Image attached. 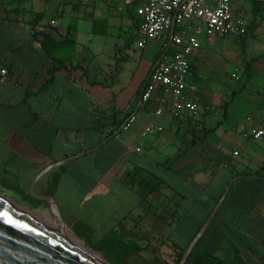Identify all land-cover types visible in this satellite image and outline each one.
Listing matches in <instances>:
<instances>
[{
  "label": "crops",
  "instance_id": "obj_1",
  "mask_svg": "<svg viewBox=\"0 0 264 264\" xmlns=\"http://www.w3.org/2000/svg\"><path fill=\"white\" fill-rule=\"evenodd\" d=\"M247 1L252 4L232 0V13L236 19L248 16L249 26L255 15L253 5L250 14L244 11ZM140 4L141 0H0V182L20 187L12 178H24L30 188L44 169L88 152L60 172L54 199L65 223L70 228L83 223L92 241L118 231L126 241L146 248L141 255L151 257L146 264H171L175 252L167 244L176 231L173 224L179 228L185 220L193 222L187 245L172 243L188 248L234 181L199 251L225 258L234 249L241 257L239 264H264V142L242 137L264 124L260 15L247 38L229 36V41L240 40L243 58L238 60L223 59L225 43L218 38L201 37L188 81V95L200 107L193 122L174 120L169 113L156 116L161 92L139 107L148 76L164 56L161 40L138 48L140 21L135 10ZM45 34L52 37L46 45ZM69 40L73 43L58 45ZM54 60L65 67L44 87ZM237 64L242 70L238 81L241 73L245 88L244 82L239 91L220 95L214 84L223 73L227 80ZM77 65L88 70V77L72 68ZM208 80L212 86L204 85ZM132 116L135 122L119 134L121 124ZM151 123L164 131L142 137ZM210 129L214 131L205 135ZM58 169L38 182L40 194L46 193L49 175ZM131 170L162 179L160 191L172 195L170 206L175 204L181 215L155 214L150 228L143 229L156 193L142 201L136 189L122 182Z\"/></svg>",
  "mask_w": 264,
  "mask_h": 264
},
{
  "label": "built area",
  "instance_id": "obj_2",
  "mask_svg": "<svg viewBox=\"0 0 264 264\" xmlns=\"http://www.w3.org/2000/svg\"><path fill=\"white\" fill-rule=\"evenodd\" d=\"M88 1L95 3L97 0ZM135 15L140 21L138 48L144 49L150 42L161 40L164 55L148 76L139 107L147 106L161 92L156 116L163 117L169 113L174 120L191 119L196 122L200 107L188 95V81L192 77V57L202 46L201 37H245L248 24L243 19L234 18L232 0H141ZM6 74V70L1 71L2 76ZM233 78L237 79L238 75L233 74ZM134 122L135 116L129 117L123 131ZM163 131L162 126L151 123L144 129L142 137ZM242 137L264 142V124L245 131ZM238 155L239 152H234V156Z\"/></svg>",
  "mask_w": 264,
  "mask_h": 264
},
{
  "label": "water",
  "instance_id": "obj_3",
  "mask_svg": "<svg viewBox=\"0 0 264 264\" xmlns=\"http://www.w3.org/2000/svg\"><path fill=\"white\" fill-rule=\"evenodd\" d=\"M85 154L88 152L53 164L40 172L31 184L30 195L32 198L43 202V207L48 210L53 222L68 230L70 227L65 223L54 196L38 193L37 185L47 173L75 161ZM233 182L228 186L211 215L193 238L179 264H188L196 246L204 237L214 218L217 217L216 215L226 200ZM0 264L98 263L73 248L61 237L0 202Z\"/></svg>",
  "mask_w": 264,
  "mask_h": 264
},
{
  "label": "trees",
  "instance_id": "obj_4",
  "mask_svg": "<svg viewBox=\"0 0 264 264\" xmlns=\"http://www.w3.org/2000/svg\"><path fill=\"white\" fill-rule=\"evenodd\" d=\"M253 5V13L255 15V18L249 26H247V34L244 38H247L249 35H251L252 27L255 23L256 17H257V11L259 7L261 6V2L259 0H250ZM140 22H138L139 26ZM52 41V37L49 34L44 35V44ZM245 42V41H244ZM66 43H73L72 40H69L68 42H62L58 45H66ZM45 45L44 48H45ZM50 53V52H49ZM63 67H65V63L58 62L54 60V66L50 70V79L45 84L44 87L48 86L55 80V75L58 71H60ZM73 69H81L83 70L86 77H88V70L83 67V65H77L75 67H72ZM249 80V79H248ZM244 83V87L245 88ZM229 106V102L224 105L223 108L227 109ZM129 118V117H128ZM124 120V123L121 124L119 134L123 132V126L125 125L127 119ZM213 130H205V135L207 133H211ZM113 133L108 135L107 139L112 137ZM66 167V165L60 167L57 171L52 172L50 176V181H48L46 193L54 196V193L57 188L58 180H60V172ZM141 171L134 172L133 170L127 171L122 176V182L129 186L132 189H136V191L139 193V195L142 198V201H147L149 197L153 196L155 193L159 192L165 182L151 174L141 175ZM0 186L4 189L10 190L17 195L21 196L22 201L24 203L29 204L34 209H38L43 207V202L36 200L32 198L30 193H26L22 191L19 186L12 185L7 180L1 181ZM202 226H200L197 230H200ZM73 231L75 235L80 239L83 240L86 245L90 246L95 252L101 253L108 261L114 262L115 264H135L133 262L134 258H141L142 253L146 251V248L140 247L137 243L128 242L124 239V237L118 232V231H111L108 233L104 238L100 239L97 242L92 241V232L91 230L85 226L83 223H77L73 226ZM196 233V234H197ZM196 236V235H195ZM203 240V239H202ZM202 240L199 242V244L196 246L194 252L192 253L188 264H239L241 261L240 255L234 250H230L227 253V256L225 258L216 256L214 254L209 253H203L199 251V246L202 242ZM80 242L79 240H77ZM187 248H181L176 245L173 246V250L175 252V257L172 259L171 264H179L185 251ZM105 259V260H106ZM158 262H154L153 264H157Z\"/></svg>",
  "mask_w": 264,
  "mask_h": 264
},
{
  "label": "rangeland",
  "instance_id": "obj_5",
  "mask_svg": "<svg viewBox=\"0 0 264 264\" xmlns=\"http://www.w3.org/2000/svg\"><path fill=\"white\" fill-rule=\"evenodd\" d=\"M247 4L249 6L246 5V9L244 11H246L248 14L251 13V9H252V4L247 1ZM238 5V3H237ZM244 13V12H242ZM260 15V21H259V26L264 25V3L261 2V6L259 7V10L257 12ZM244 17H239L242 18L244 20V22H247V19L249 20L248 16L243 15ZM238 18V17H237ZM46 22V20L44 21ZM247 24V23H246ZM264 28V27H263ZM253 33H255V30H253ZM219 41L221 43H225L224 44V55H223V59L225 57H233L236 60L243 58V53L241 51V45L239 43V39L236 38L234 41H229V36L225 37V38H218ZM218 61H221V59H219ZM238 62V61H237ZM238 71L242 70L240 69L239 65L237 64L236 66H234L231 69V72L228 74V79L224 80L223 78L226 76L225 73H223V76H221L219 78V81L216 82L214 84L215 87H219L220 90V95L225 94L226 92H230L231 89H236L237 91H239V89L242 87L243 83L245 82V79L242 78V74L240 73V80L238 81V78L234 80L233 78V74H239L237 73ZM222 78V80H220ZM242 78V79H241ZM209 81V82H208ZM207 82L204 83L205 86H212V82L210 80H208ZM211 83V84H210ZM247 94V93H246ZM223 96V95H222ZM215 121H217V119H215ZM106 168V166H103L102 169L98 170V172H102L104 169ZM12 183H18L17 181H19L21 183V186L19 187L22 191H28L30 192L31 186L30 188L27 187L26 185H24V178H21L20 180H18L17 178H12ZM12 185H16V184H12ZM37 192H40V188L37 189ZM160 191L157 192L152 198V201L150 200V204H152V209H151V213L148 215V219L146 221H143L141 224V227L143 229H149V223H151V221L153 220V217L155 216V214L157 215H164V217H169L172 215H181L180 211L177 212V208L175 207V204H172L170 206V199L171 196L170 194H165ZM59 197V196H57ZM0 199L8 201L9 203L19 207L20 209L28 212L31 215H41L43 217V219L45 220L46 224L48 225H52L51 223H53V220L50 217V214L48 212V210L45 207H41L38 209H34L33 207H31L29 204L24 203L22 201L21 196L17 195L16 193L1 188L0 189ZM171 210H170V209ZM179 213V214H178ZM42 221V220H41ZM41 223V222H39ZM43 223V222H42ZM192 221L189 220H185L180 227L178 228V226H176L175 224H173L174 229L176 228V231L174 232L169 244H167V248L170 249L172 248V243L175 242L177 244H179L180 246H186L189 238H190V233L192 230ZM175 225V226H174ZM69 230L74 233L72 228H69ZM170 230L167 234V236L170 234ZM75 235V233H74ZM76 236V235H75ZM77 237V236H76ZM70 239L77 245H80L81 247H83L86 251L92 253L95 257H97L98 259H100L101 261H103L106 264H115L114 262H110L108 261V259H106L101 253L95 252L90 246L86 245V243L83 240H80L79 238H77L80 242L75 241L72 236H70ZM94 242H97V238L94 237L93 238ZM106 259V260H105ZM151 257L146 256V258H134L133 262L137 263V264H146V262H148V260H150Z\"/></svg>",
  "mask_w": 264,
  "mask_h": 264
},
{
  "label": "bare ground",
  "instance_id": "obj_6",
  "mask_svg": "<svg viewBox=\"0 0 264 264\" xmlns=\"http://www.w3.org/2000/svg\"><path fill=\"white\" fill-rule=\"evenodd\" d=\"M0 202L3 203V204H5L6 206L10 207L11 209H14L15 211L20 212L25 217L29 218L30 220H33L35 223L39 224L40 226L46 228L47 230H49L52 233L56 234L57 236L61 237L64 241H66L73 248H75L76 250H78L79 252H81L82 254H84L85 256H87L88 258L94 260L96 263H98V264H106V263L103 262L104 260L101 261L100 259H98L97 257H95L92 253L86 251L80 245L75 244L70 239V236H72V238L75 241L78 240L77 239L78 237H76L70 230H68L66 228H62V227L56 225V223H54V222L51 223L52 225H48V224H46L45 220L43 219V217L41 215H31L28 212L20 209L19 207L15 206V205H13L11 203H9L8 201H5V200L0 199ZM39 222H41V223H39Z\"/></svg>",
  "mask_w": 264,
  "mask_h": 264
}]
</instances>
